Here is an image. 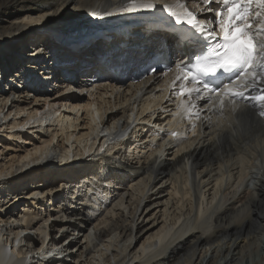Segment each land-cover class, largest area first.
<instances>
[{"label":"bare ground","instance_id":"obj_1","mask_svg":"<svg viewBox=\"0 0 264 264\" xmlns=\"http://www.w3.org/2000/svg\"><path fill=\"white\" fill-rule=\"evenodd\" d=\"M126 2L0 0V63L22 80L16 88L0 87V264H264V117L247 99L259 87L223 109L209 111L199 101L204 110L197 120L170 97L174 73L126 85L134 64L148 58L140 51L125 64L102 46L98 55H107L99 69L117 73L85 93L57 91L46 74L55 76L57 65L38 73V55L50 62L45 37L36 36L39 27L99 14L93 24L122 21L127 14L115 9ZM87 35L93 33L83 30L80 38ZM152 36L140 40L143 48L161 46ZM20 37L26 49L14 50ZM164 38L173 45L178 37ZM65 44L53 46L52 56L58 52L75 68L91 63L86 50L71 52ZM25 56L30 60L23 66ZM114 132L120 139L112 143ZM169 152L172 162L164 156ZM249 175L253 188L241 191ZM64 180L65 191L56 193L61 211L48 195ZM164 237L167 246L158 255L145 251Z\"/></svg>","mask_w":264,"mask_h":264},{"label":"snow or ice","instance_id":"obj_2","mask_svg":"<svg viewBox=\"0 0 264 264\" xmlns=\"http://www.w3.org/2000/svg\"><path fill=\"white\" fill-rule=\"evenodd\" d=\"M192 3L195 10L187 6V0L163 5L176 24L205 34L203 43L207 45L206 53L197 55L194 63L185 65L181 62L175 66L178 74L170 87L180 99L178 109L187 113L189 119L199 120L200 112L204 110L199 101H205L210 106L209 111L216 107L223 109L226 103L235 105L237 98L244 99L249 88L259 87L258 94L247 99L255 100L261 106L260 115L264 117V0H192ZM213 3L215 7H209ZM155 7V0H127L117 12L151 11ZM202 12H214V20L200 18ZM114 14L113 11L103 13L104 16ZM210 24L213 27L209 28ZM221 73L231 74L228 82L213 83ZM170 135L176 138L178 133L173 131ZM165 240L167 237L162 239L161 245L145 251L158 255L167 246Z\"/></svg>","mask_w":264,"mask_h":264},{"label":"rangeland","instance_id":"obj_3","mask_svg":"<svg viewBox=\"0 0 264 264\" xmlns=\"http://www.w3.org/2000/svg\"><path fill=\"white\" fill-rule=\"evenodd\" d=\"M99 15H100V14H99ZM99 15H97L96 17H92V18H91V21H94V22H95L96 20H100V19H99L100 17H98ZM64 21H65V20H64ZM89 21H90V20H89ZM91 21H90V22H91ZM39 28H41V27H39ZM36 31H38V30H36ZM42 36H44V35H42ZM2 149H4V148H2ZM174 150H175V149H172V151H174ZM1 152H2V150L0 149V153H1ZM174 152H175V151H174ZM171 153H172V152H169L168 154H166V153L164 154V156H168V157L166 158V161H167V162H172V161L175 159V157H174L173 154H171ZM170 154H171V155H170ZM8 157H9V156H8ZM8 157H7V158H8ZM42 207H43V205H42ZM1 209H2V208H1ZM48 210H49V209H48ZM85 223H86V222H85ZM55 235H56V234L53 233L52 237H54L55 239H59V238H60L59 236H57V235L55 236ZM56 237H57V238H56Z\"/></svg>","mask_w":264,"mask_h":264},{"label":"built area","instance_id":"obj_4","mask_svg":"<svg viewBox=\"0 0 264 264\" xmlns=\"http://www.w3.org/2000/svg\"><path fill=\"white\" fill-rule=\"evenodd\" d=\"M17 214V213H16Z\"/></svg>","mask_w":264,"mask_h":264}]
</instances>
